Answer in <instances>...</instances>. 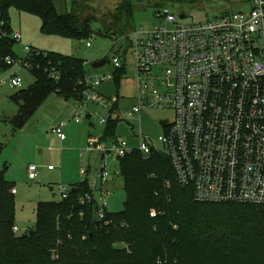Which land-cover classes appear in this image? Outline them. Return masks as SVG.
I'll return each mask as SVG.
<instances>
[{
	"label": "trees",
	"instance_id": "obj_1",
	"mask_svg": "<svg viewBox=\"0 0 264 264\" xmlns=\"http://www.w3.org/2000/svg\"><path fill=\"white\" fill-rule=\"evenodd\" d=\"M81 1L71 0L72 10L59 14L52 0H0L5 24L0 30V66L9 68L5 59L16 58L11 8L38 17L41 32L48 35L83 41L91 35V22L102 23L103 34L111 38L133 32L131 0L122 1L113 13L91 10L89 0ZM29 61L35 83L11 96L17 106L16 115L8 119L13 130H21L52 94L81 102L88 79L85 63L75 58L35 51ZM125 73L124 64L116 69L117 84ZM118 123V118L109 119L103 137L116 138ZM118 162L126 195L120 213H107L104 222L98 221L95 191L83 179L66 199L39 202L35 228L21 236L12 231L13 187L0 174V264H246L248 259L264 264L256 242L262 235L256 216L264 218V205L195 202L192 189L179 185L164 154L145 158L134 151ZM88 195L91 201L81 205L80 199Z\"/></svg>",
	"mask_w": 264,
	"mask_h": 264
},
{
	"label": "built area",
	"instance_id": "obj_2",
	"mask_svg": "<svg viewBox=\"0 0 264 264\" xmlns=\"http://www.w3.org/2000/svg\"><path fill=\"white\" fill-rule=\"evenodd\" d=\"M249 5L247 11L225 13L187 25L180 23L182 13L176 15L166 7L155 11L156 24L150 30L140 27L129 36L137 98L128 117L136 121L144 110L167 109L174 113L173 122H160L165 123L161 126L164 134L156 142L144 139L141 133L133 134L140 141L137 148L117 138L89 136L84 152L96 153L104 162L109 156L118 161L134 151L145 158L153 153L164 154L179 185L192 189L195 202L263 206L264 0H249ZM4 25L0 12V30ZM11 38L20 43L21 33L12 31ZM34 53V49L24 46V58H7L4 63L9 68L19 66L29 71ZM111 64L115 69L122 67L124 59L120 53ZM111 78L103 77L92 84L87 79L83 99L77 102L72 119L75 123L85 116L87 104L112 109L116 106V99H104L96 91ZM3 85L21 89L22 80L13 73L0 82V87ZM104 121L101 118L99 124ZM51 134L64 142V124L54 126ZM54 169L53 165L47 167L48 171ZM88 174V170H80V176L88 179L95 191L96 218L104 222L108 212L102 198L108 192L102 186L109 175L105 167L93 177ZM37 177L38 167L29 165L27 179ZM58 191V200L67 198L69 190L58 185ZM90 201L88 195L80 199V204ZM149 216L154 218L156 213L151 211ZM12 231L19 232L17 227Z\"/></svg>",
	"mask_w": 264,
	"mask_h": 264
},
{
	"label": "rangeland",
	"instance_id": "obj_3",
	"mask_svg": "<svg viewBox=\"0 0 264 264\" xmlns=\"http://www.w3.org/2000/svg\"><path fill=\"white\" fill-rule=\"evenodd\" d=\"M124 0H89L91 10L101 13H113L116 7ZM59 14L72 10L71 0H52ZM80 2H82L80 0ZM134 6L132 15L133 31L140 27L145 31L156 24L154 12L158 8H169L174 14H184L183 25L201 23L212 20L221 14L250 9L249 2L238 0H131ZM97 7V8H96ZM95 8V9H94ZM100 13V14H101ZM10 27L13 32L21 33V42L15 43L12 51L15 57L24 58V46L31 47L41 53L59 54L83 61L85 74L92 84L103 77L111 76L108 81L102 82L96 91L107 100L116 99L115 106L104 108L92 103L84 108V117L79 123L73 119V110L77 103L74 100H64L59 96H49L38 110L26 121L21 130H13L8 122V116L17 111L11 96L20 89H11L8 85L0 87V174L3 175L16 190L14 195L15 214L14 224L18 227L17 236L24 235L36 226V207L39 202H57L59 198L58 185L67 190L72 189L83 181L80 170H88L89 178L105 167L109 177L103 190L108 194L102 198L107 205L108 213H120L126 198L119 174V162L112 156L101 161L100 155L84 152L89 136H102L109 119H119L116 129V138L126 142L128 146L137 148L140 133L144 139L157 138L164 134L160 122L172 123L174 113L167 109H148L142 111L140 117L133 121L128 117L131 108L136 104L137 89L135 81L134 59L129 50V35L113 38L105 36L103 25L100 22H91V35L88 39L79 41L73 38L48 35L41 32V21L38 17L28 13H20L15 8L9 10ZM90 47H86V44ZM119 50V47H122ZM120 53L124 59L125 76L120 77L118 84L113 75L116 69L111 61ZM106 64L100 68L94 65L100 61ZM126 64V65H125ZM13 73L22 80V89L26 90L35 83V78L26 69L19 66L4 68L0 66V82L8 79ZM42 109V111H41ZM44 109V110H43ZM115 110V111H114ZM114 111V112H113ZM112 112V113H111ZM104 118L103 125L99 120ZM65 123L64 133L66 141L61 145L51 134V125ZM51 128V129H50ZM91 134V135H90ZM161 148V145L157 143ZM84 152V154H81ZM36 165L38 175L35 181L27 179V167ZM55 166L54 171H47L48 166ZM97 188L96 193H99ZM98 191V192H97ZM96 195V196H98ZM256 222L261 225L260 238L256 241L260 247L259 254L264 255V218L258 213ZM248 259L246 264H258Z\"/></svg>",
	"mask_w": 264,
	"mask_h": 264
},
{
	"label": "crops",
	"instance_id": "obj_4",
	"mask_svg": "<svg viewBox=\"0 0 264 264\" xmlns=\"http://www.w3.org/2000/svg\"><path fill=\"white\" fill-rule=\"evenodd\" d=\"M238 1H240V2H242V3H246V2H249V0H238ZM15 74H17V73H15ZM22 89V88H21ZM51 96H57V95H55V94H52ZM50 96V97H51ZM44 110V109H43ZM41 111H42V109H41ZM76 111H77V105H76V108H74V110H73V113H74V115L76 114ZM16 113H17V111L16 112H14L12 115H10V116H8L9 118L8 119H10V118H12V117H14L15 115H16ZM74 115H73V117H74ZM59 124H65V123H63V122H59V123H56V124H54V125H51V128H53L54 126H56V125H59ZM50 128V129H51ZM64 129H65V125H64ZM91 135V134H90ZM65 141H66V139H65ZM64 141V142H65ZM64 142H62L61 143V145L64 143ZM47 169V168H46ZM57 168L55 167V169L54 170H56ZM48 171V170H47ZM50 172V171H49ZM38 177H39V175H38ZM83 179V178H82ZM30 181H35V180H30ZM105 185H107V183L105 184ZM13 190H15V188H13ZM13 195H16V190H15V193L13 194ZM16 226V225H15ZM17 227V226H16ZM18 228V227H17Z\"/></svg>",
	"mask_w": 264,
	"mask_h": 264
},
{
	"label": "water",
	"instance_id": "obj_5",
	"mask_svg": "<svg viewBox=\"0 0 264 264\" xmlns=\"http://www.w3.org/2000/svg\"><path fill=\"white\" fill-rule=\"evenodd\" d=\"M180 20H183L184 19V16L183 15H180L179 17ZM106 64V61H100L98 62L97 64L94 65V68H100V67H103L104 65ZM165 125V123H160V126H163Z\"/></svg>",
	"mask_w": 264,
	"mask_h": 264
},
{
	"label": "bare ground",
	"instance_id": "obj_6",
	"mask_svg": "<svg viewBox=\"0 0 264 264\" xmlns=\"http://www.w3.org/2000/svg\"><path fill=\"white\" fill-rule=\"evenodd\" d=\"M180 17V16H179ZM21 90V89H20Z\"/></svg>",
	"mask_w": 264,
	"mask_h": 264
}]
</instances>
